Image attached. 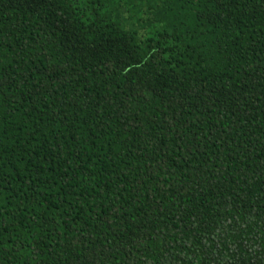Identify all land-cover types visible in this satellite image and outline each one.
<instances>
[{"label": "trees", "instance_id": "1", "mask_svg": "<svg viewBox=\"0 0 264 264\" xmlns=\"http://www.w3.org/2000/svg\"><path fill=\"white\" fill-rule=\"evenodd\" d=\"M0 264H264V0H0Z\"/></svg>", "mask_w": 264, "mask_h": 264}]
</instances>
